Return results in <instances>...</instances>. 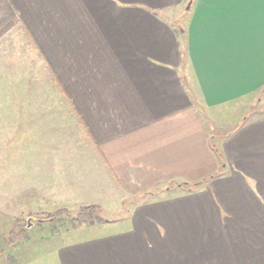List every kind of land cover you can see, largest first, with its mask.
<instances>
[{
  "label": "crops",
  "instance_id": "obj_1",
  "mask_svg": "<svg viewBox=\"0 0 264 264\" xmlns=\"http://www.w3.org/2000/svg\"><path fill=\"white\" fill-rule=\"evenodd\" d=\"M39 86L77 117L116 205L75 233L37 219L1 264H264V0H0L15 130Z\"/></svg>",
  "mask_w": 264,
  "mask_h": 264
},
{
  "label": "rangeland",
  "instance_id": "obj_2",
  "mask_svg": "<svg viewBox=\"0 0 264 264\" xmlns=\"http://www.w3.org/2000/svg\"><path fill=\"white\" fill-rule=\"evenodd\" d=\"M22 60L29 63V55L24 53ZM31 72L27 65L23 74ZM37 75L45 78L40 65ZM257 95L264 102V89ZM252 100L256 102V97ZM37 111L32 118L22 117L16 130L11 114H0V264L19 237L26 236L28 225L58 207L65 205L74 215L89 203L105 208L116 205L106 197L111 193L107 185L97 181L93 147L57 88L38 87ZM77 224H68L71 233L81 228ZM85 231L80 229L78 234ZM38 261L46 262L44 255Z\"/></svg>",
  "mask_w": 264,
  "mask_h": 264
},
{
  "label": "trees",
  "instance_id": "obj_3",
  "mask_svg": "<svg viewBox=\"0 0 264 264\" xmlns=\"http://www.w3.org/2000/svg\"><path fill=\"white\" fill-rule=\"evenodd\" d=\"M186 184H181L185 186ZM199 183H194L190 187H197ZM61 220L68 221L70 224L76 222L78 224H92L97 222L106 221L104 217L101 216V208L97 204L82 205L79 207L74 215L69 214L66 207H60L55 209L51 214L47 215L40 221L44 222H61Z\"/></svg>",
  "mask_w": 264,
  "mask_h": 264
},
{
  "label": "water",
  "instance_id": "obj_4",
  "mask_svg": "<svg viewBox=\"0 0 264 264\" xmlns=\"http://www.w3.org/2000/svg\"><path fill=\"white\" fill-rule=\"evenodd\" d=\"M189 5H190V4H188L187 9H189ZM28 226H29V225H28Z\"/></svg>",
  "mask_w": 264,
  "mask_h": 264
}]
</instances>
